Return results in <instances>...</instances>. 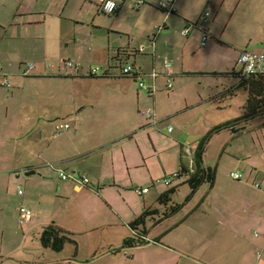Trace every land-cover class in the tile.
I'll return each mask as SVG.
<instances>
[{
    "label": "crops",
    "instance_id": "0c3cea01",
    "mask_svg": "<svg viewBox=\"0 0 264 264\" xmlns=\"http://www.w3.org/2000/svg\"><path fill=\"white\" fill-rule=\"evenodd\" d=\"M71 1L64 0L65 3L61 4L63 7L57 12L58 15H55L56 17L54 15L49 16L56 20L54 31L47 24L48 16L44 17V20H41L39 16L50 12L49 9L57 5V0H0V62L2 63V68L0 69V86H2L3 77H7L10 83H13L12 78L16 76L33 78H77V82L93 78H104L107 79L104 80L106 82H116L123 81L124 78H131L135 82L147 80L149 85L145 83L148 88H142L141 86L140 88L148 91L150 97L155 98L157 94L165 91L169 99H172L178 95V92H175V87L172 90L168 89L167 84L169 78L173 79L174 85L176 86L178 81H182L192 75H222L237 78L238 83L229 88L230 91L227 90V92L225 90L226 92L221 96L223 99L221 101L234 98L237 96V91L241 90L245 91V96L248 100V91L244 88H239L241 78L238 76L240 70L237 61L240 54L244 51L254 53L262 52L264 50V41L261 43V48L258 51L248 49L240 50L238 48L239 42L236 38H239L240 32H237L236 37L230 36L229 38L226 31L228 28H231L232 23H235L232 15L238 12L239 7H242L244 4L249 5L250 2H253L252 0H174L176 11L170 15L159 7V3L167 0H146V3L140 6L137 5L139 0H132L134 8L138 11V20L136 22L138 26L143 25L144 20L155 21L151 31L147 34V44L143 43L138 48H131L130 42H128L127 44L112 47L110 44V36L108 37L109 45H96L93 49L89 48L88 50L93 52L89 55V59L101 64L100 66H107L104 70L99 69L97 76H91L92 67L90 66L85 70L86 72L84 71V67L69 69L65 64L67 60L61 62L62 65H60L57 74H47V67L44 65L45 63L41 62L35 63L36 67L29 68L27 59L23 58L28 54H40L44 60H48L49 57L54 59L62 57L68 60H75L74 58L77 60L83 59V54H86L84 51L85 42L78 37L72 39L70 37L72 35L68 22L63 21L66 20L63 14L68 9ZM115 1L120 4V9L117 13L113 14L118 19L122 15L124 6L128 0ZM88 2L89 0H77V10L82 11L85 5H89ZM97 4L98 9L105 14L100 6L99 0H97ZM208 11L211 12V15L207 19L205 18V14ZM77 24H81L78 18ZM158 26H162L163 30L159 32L157 30ZM186 28H190V32L187 36H184L183 30ZM217 28L219 30L223 29L219 32ZM235 28L236 26L233 27V29ZM111 31L121 33V31H115L113 29H110ZM192 33L197 34L198 39L200 38L198 46L193 44L195 36L192 37ZM204 37H207L206 45L202 44ZM119 39L121 40V38ZM249 42L252 43V40ZM115 43L119 42L115 40L113 44ZM142 47H144V51H141ZM224 47H229L234 54L231 70L197 71L200 69H197L198 67L195 68L196 64H199L200 61L202 62L204 58V61H207L212 55L220 52L221 48ZM120 51L130 55V61L128 62L134 64L137 72L135 76L127 77L119 75L120 63L115 58L118 57ZM138 57H144V60L139 64L137 62ZM164 58L171 61V69L164 66ZM15 59H17L15 65L6 66L8 61L10 62ZM126 59L124 62H127ZM133 59L135 61L131 62ZM14 66L15 71L13 70ZM115 69L118 70V74L113 72ZM154 70L158 72V76L155 79L152 76ZM153 85L156 87V91L151 90ZM5 88L11 89L12 87ZM91 96L92 92H82L78 88L77 104H72L68 108H60L59 116H64L71 123V129H69L68 133L64 134L66 136L62 139L58 135L48 136V134L51 135V126L61 120V117L56 119V121L47 117L45 119L41 118L39 121H43V126L38 121L41 127L39 141L37 142V145L40 147L39 153L35 156L34 152L31 151V145H27L21 153L14 148L15 151L8 158L10 164L17 165L14 167L16 169L23 168L26 177L37 175L43 171V168L50 170L55 169L56 166L65 169L74 176L84 175L88 177L91 180V184L81 187L76 185L73 180L63 181L59 176L60 183H58V189L54 197L59 202L67 204L66 208L68 207V210H70L69 207H75L71 211L73 213H77V202L81 204L82 201H86L91 208H96L82 219L89 230L86 232L110 231L111 233H117L119 227H122L126 229L123 233L126 236L124 238L125 240L128 237H133L134 230L131 227V223L146 210H157L159 213H154L153 216L149 217L152 219L153 224L157 222L152 227H163L165 223L171 222L179 212L160 220L162 214L168 209L170 204L167 206L161 204L159 198L171 187L157 193L159 195L157 199L158 203H155V200L149 201L145 198L146 195L151 193V187L157 188L158 185H156L155 178L160 176L155 175L151 171L149 166L151 155L149 154L153 153L152 156L159 157L161 165H163L165 177L179 172L182 165H190L191 158L186 156L184 152L183 146L185 143L183 140L192 139V135L195 134L197 128L192 127L193 119L191 116H188V111L200 106L201 102L195 101L192 104L186 98L185 104L182 107H175L176 104L171 103L165 104L164 108H160V112L154 107L152 109L155 111L159 122L152 124L148 119L147 122H144L142 118L138 120L135 114L131 116V104H90ZM198 96L204 102L203 95L199 93ZM6 98L10 99L11 97L6 96ZM247 100L244 103V112ZM154 102L156 103V100ZM154 106L156 105L154 104ZM137 111L139 116L142 112L141 104H137ZM241 116L233 121L218 124L213 128L206 127L205 130L203 129V135H199L201 137H194L196 140L193 139L194 143L191 146L195 148V160L193 162V168L195 170L197 169L196 154L200 143L211 135L204 148L203 165L205 167H212L205 162L207 149L213 139L219 137L225 130L230 131L231 128H224L218 132L214 130L219 126L235 122ZM255 118L244 122V131L234 134L231 130L232 138H240L239 136H242L247 130L246 124ZM28 121L30 122V119H27L24 125H21V128L18 125L14 126L16 135L11 138L14 143H16L15 140H18L19 132L17 133V130L22 131L21 135L24 139L26 137V139L33 138L36 131L35 127L27 130L24 129ZM170 126L173 127L171 141L178 144V148L175 153L177 155V162L170 163L168 166L162 160L161 149L157 146V141L163 130L169 133L168 128ZM240 127L242 125L237 123L234 125L235 129H239ZM145 135L152 142L151 152L144 145ZM131 141L136 143L138 150L135 149ZM12 143H10V147H12ZM234 143L235 145L231 146L232 150H234L235 154L242 156L238 157L237 161H243L248 164L245 173L250 183L246 185L251 184L254 186L253 182L260 177L262 188L257 189L258 186H256L257 188L254 186L257 190H254L253 194H249L248 191L243 190L245 192L244 195L225 196L220 200V204H217L219 205L218 214L209 213V211H213L214 207L217 206L215 203L212 202L210 204L208 200H205V205L209 211L198 212L200 208L195 206L179 223L167 225L155 237H151L150 229L146 225V229L148 230L147 238L150 243L138 247H149L153 249L154 260L136 261L134 263L125 262L123 264H264V241L259 244L260 252L253 256V244H251L249 237V234L253 237L250 231L253 229H257L260 233L264 234L263 163H256L254 161L250 155L253 150L251 146H245L243 142L235 141ZM225 147L226 145L223 146L224 151L226 150ZM37 158L47 160L48 163L36 165ZM50 162L55 165V168L49 166ZM58 168L54 171H58ZM214 168L217 169V167ZM33 170L36 173L29 176L26 175L27 172ZM140 170L146 171L147 176H140ZM0 172H7V170ZM39 175L44 177L42 174ZM141 178L142 181L140 180ZM185 181L186 178H183L177 181L178 184L175 183L171 186H188L185 184ZM138 184L141 186L144 184L142 188H148L149 192L143 195L138 194L143 198V201L135 198L134 200L136 202L128 201L125 195L134 192V188H139L136 187ZM145 184H148V186ZM215 186L216 181L214 186H210V189H214ZM39 195L43 196V194ZM119 197H124L123 201L129 203V210L119 206ZM194 197L186 202L191 204ZM185 205L183 206L185 207ZM32 218L28 223L33 222ZM53 219H51V223H45L39 233L35 229L38 238H40L44 228L52 223L70 232L73 236V232L71 231L73 228L71 226L62 225L58 223V219ZM31 225L34 229L35 224L32 223ZM114 246L115 244L108 245L109 250ZM122 246L123 242L116 245L114 250ZM120 254V251L115 252L117 256ZM9 258L12 260L11 257ZM14 260L10 264L29 263V261L24 259ZM5 261H1V263L9 264ZM65 262L60 264H66ZM68 264H76V262L69 260Z\"/></svg>",
    "mask_w": 264,
    "mask_h": 264
},
{
    "label": "rangeland",
    "instance_id": "374dc122",
    "mask_svg": "<svg viewBox=\"0 0 264 264\" xmlns=\"http://www.w3.org/2000/svg\"><path fill=\"white\" fill-rule=\"evenodd\" d=\"M252 1L253 2H250L249 5L244 4L242 7L238 8V12L232 15V19L235 23H232L231 28H228L226 31L229 38L230 36L236 37L237 32H240L239 38L236 37L239 42L238 48L240 50L248 49L258 51L261 48V43L264 41V0ZM62 3H65L64 0H57V5L50 8V12L39 16L41 20H44V17L48 16L47 24L50 26L51 30L55 31L54 24L56 20L49 16L54 15V17H56L55 15H58L57 12L59 9L63 7L61 6ZM88 4L89 5H85V8L80 11L77 10V0H72L68 9H66L63 14L66 18V20L63 21L68 22L71 31L72 36L70 37L72 39L78 37L85 42L84 51L86 54H83V59L77 60L74 58L75 60H70L73 63H81L82 67H84V71L87 70L89 66L92 68L98 67L101 70H104L107 67L106 65L100 66L101 64L90 60L89 55L93 52L88 49H93L96 45H109L108 37L110 36V44L112 47L127 44L128 42H130L131 48H138L139 45L143 43L147 44V34L151 31L155 21L151 22L144 20V24L138 26L136 24L138 20V11L134 8L132 0L126 2L124 11L118 19L116 15L108 16L103 14L97 7V0H89ZM77 18L81 23L80 25L77 24ZM234 26H236L235 29H233ZM110 29L121 31V33L110 32ZM217 29L219 30V28ZM222 29H220L219 32H221ZM244 35L245 37H243ZM191 36H195L193 44L198 46L200 38L198 39V36L195 33H192ZM119 38H121V40ZM115 40L119 43L113 44ZM250 40H252V43L249 42ZM232 52L233 51L229 47L221 48L220 52L212 55L207 61H204V58L202 62L200 61L199 64L195 65V68L198 67L197 69H200L197 71L231 70L232 61L234 59V54ZM23 58L27 59L26 61L28 65L37 62L45 63L44 65L47 67L48 71L47 74L50 75L54 73L57 74L60 65H62L61 62L68 60L67 58L62 57L58 59L49 57L48 60H44L43 56L40 54H28ZM16 60L17 59L10 62L8 61L6 66L15 65V63H17ZM143 60L144 57H138V64ZM132 61L135 60L133 59L131 62ZM13 70L15 71V66L13 67ZM117 71L118 70L115 69L113 72L118 74L119 72ZM104 80L107 79L93 78L77 82V78H33L16 76L15 78H12L13 83H11V89L3 87L1 84L0 171L7 170V172H0V264L4 263H1V261H5L6 259L9 264L10 262L15 261L14 259H24L29 261L28 264H60L65 261V263L68 264L69 260L75 261L76 264H123L125 262L134 263L136 261L142 262L154 260L153 249L149 247L125 249L122 246L117 247L114 250L116 245L122 242L124 243L123 240L126 236L123 233L126 229H123L122 227H119L117 233H111L110 231L86 232L89 230L82 219L96 208H91L86 201H82L81 204H78L77 202V213H73L71 211L75 207H69L70 210H68V207L66 208L67 204L59 202L58 199L54 198L55 192L58 189V183H60L58 175L59 171H54L58 168L57 166L55 169L50 170L43 168V171L37 175L26 177L23 168L16 169L14 167L17 165L10 164L8 158L15 151L14 148L21 153L27 145H31V151L34 152V155L36 156L39 153L40 147L37 145V142L39 141V134L41 132L39 123H42L41 126H43V121H39L41 118L45 119L47 117L56 121V119L61 117V120L51 126V135L48 134V136L58 134L57 127L60 124L68 123L71 126V123L68 122L69 119L67 120L64 116H59V113L61 107L68 108L72 104H77L78 88L82 92H92L90 104H131V116H134L135 114L138 120L142 118L144 122H147V119L142 115V112L139 115L140 117L138 116L137 104H141L142 111L156 107L158 112H160V108H164L165 104L171 103L176 104L175 107H182L183 104H185L186 98L192 104H194L195 101L201 102L200 106L188 111V116H191L193 119L192 127L195 129L197 128L195 134L192 135V139L183 140L185 144L189 145L194 143V137H201L199 135H203L202 133L206 127L213 128L218 124L231 120L233 121L237 117L243 115L244 103L247 100L245 91L241 90L237 91V96L234 98L221 101L223 100L221 96L224 92L227 90L230 91L229 88L238 83L237 78H230L222 75H192L182 81H178L176 86L174 85V90L175 92H178V95L172 99H169V96L165 91L161 92V94H157L155 98L150 97L148 91L140 88V82H135L131 78H124L123 81L116 82H106ZM144 81L149 85L147 80ZM199 93L203 95L205 99L204 102L199 98ZM6 96H10L11 98L7 99ZM173 99L174 101L172 102ZM155 100L156 103L154 102ZM154 104L156 106H154ZM103 107L105 108V106ZM219 107H221V109H219ZM27 119H30V122H27V126L24 129L27 130L35 127L36 131L33 138L26 139V137L24 139L21 135L22 131L17 130V133L19 132L18 140H15L16 143H14L11 140V138L16 135L14 126L18 125V127L21 128V125H24ZM246 127L247 130L245 133L243 132L244 134L242 136H239L240 138H232L231 130H225L219 137L212 140V143L207 149L205 162L207 165L217 167L218 169L215 188L210 189L208 183L203 184L195 195L193 202L189 204L186 202V198L190 189L186 185H180L176 194L172 197L170 206L187 204L185 207L183 206V210H181L171 222L165 223L163 227H152V225H156L157 222H154L153 224L152 219L149 218L146 225L150 229L151 237H155L158 232L167 225L179 223L190 210L194 209L195 206L200 208L198 212L209 211L205 205V200H208L210 204L213 202L217 206L214 207L213 211H209V213L218 214L219 205L217 204H220V200L225 196L244 195L245 192L243 190L248 191L249 194H253L254 190L256 191L257 189L262 188L260 177L253 182L255 187L258 186V188L256 187L257 189L251 184L246 185L250 183L245 173L248 164L243 161H237L238 157L242 156L235 154L231 146L235 145V141L243 142L245 146H251L253 150L250 155L256 163H263V170L264 114L257 116L254 120L247 123ZM11 131L14 132L11 133ZM68 132L69 130L58 134V136H61L60 139H62L66 136H64V134ZM172 137L173 134H171V132L167 133L163 130L157 141V146L161 149L162 160L168 166L170 163L173 164L177 162V155L175 153L178 144L171 141ZM144 138V145L147 146L151 152L152 142L148 136L145 135ZM131 142L134 144L135 149L138 150L136 143L134 141ZM10 143H12V147H10ZM224 145H226L225 151L223 150ZM244 152L246 153V151ZM255 152L256 154H254ZM149 155H151V158L149 159L151 171L154 172L155 175L160 176L155 178L156 185H158L157 188L151 187V193L144 196L149 201L155 200V203H158L157 199L159 195H157V193L167 190L172 186H168L164 183L163 179L165 175L159 157L152 156L153 153H150ZM36 161V165L48 163L47 160L40 158H37ZM233 172L242 174L243 178L239 181L234 180L231 177V173ZM39 174H42L45 179ZM140 176H147L146 171L140 170ZM140 180L142 181V178ZM175 183H177L176 180L173 184ZM145 185L148 186V184ZM143 186L138 184L136 187L139 188L134 189L136 191ZM19 187H22L24 195L18 193ZM135 191L130 192L129 195H125L127 200L130 202H136V200H134L135 198L143 201V198ZM39 194H43V196H40ZM123 199L124 197H119V206L129 210V203L124 202ZM22 207L32 210V223L35 224L34 229L31 225L32 223H21L20 209ZM163 207L165 208V206ZM53 218L58 219V223L71 226L74 229L71 230L73 232L72 238L77 242V246L68 242L62 252H55L42 246L35 229H37L39 233L41 227L45 223H51V219ZM250 231L253 234V237L249 234L250 242L253 244L252 255L255 256L260 252L259 244L264 241V234L260 233L257 229ZM138 233L139 232L134 231L133 237L137 236ZM24 235L26 236L24 237ZM114 244L115 246L109 250L108 245ZM116 251H120L121 254L119 256L115 255ZM9 257H11L12 260H10Z\"/></svg>",
    "mask_w": 264,
    "mask_h": 264
},
{
    "label": "trees",
    "instance_id": "16d2710c",
    "mask_svg": "<svg viewBox=\"0 0 264 264\" xmlns=\"http://www.w3.org/2000/svg\"><path fill=\"white\" fill-rule=\"evenodd\" d=\"M129 56L130 55H128L127 53H122L120 51L118 57L115 58L120 63L119 75H121V71L125 64L127 65L130 63L128 62L130 61ZM125 59L127 60V62H124ZM135 75L136 74H134V76ZM238 76L241 78L239 88H244L248 91V100L244 108L245 112L235 122L219 126L214 131L218 132L224 128H231L234 134L242 132L244 131V122L264 113V78L261 76L245 78L241 75V73H239ZM236 123L242 125V127H240L239 129H235L234 125H236ZM210 137L211 135L206 137V139L198 146L196 154L197 169L191 170L186 165H182L181 170L176 173L177 175L175 176V180L179 181L183 178H186L185 184H187L190 188V194L187 196L186 201H190L203 184L208 183L211 187L215 184L217 169L214 167H205L203 165V154L205 150L204 148L208 143ZM174 175L175 174H173V176ZM177 189V186L171 187L168 191L163 193L159 198L161 204L166 206L171 204L172 196L177 192ZM182 208L183 205L180 204L169 206L168 209H166V211L163 213L160 220L177 214L182 210ZM154 213L157 214L159 212L157 210H146L141 216H139L135 221L131 223L132 229L139 233L137 234V236L126 238L123 243V248H134L150 243V241L146 239L148 234V230L146 229V221L150 216H153ZM40 242L44 248H49L55 252H62L68 242L73 243L75 244V246H77V242L72 238V234L63 228L56 226L54 223L44 228L40 235Z\"/></svg>",
    "mask_w": 264,
    "mask_h": 264
},
{
    "label": "built area",
    "instance_id": "2783aa9c",
    "mask_svg": "<svg viewBox=\"0 0 264 264\" xmlns=\"http://www.w3.org/2000/svg\"><path fill=\"white\" fill-rule=\"evenodd\" d=\"M99 2H100V6H101L103 12L107 15H113V14L117 13V11L120 9V4L115 0H99ZM145 3H146V0H139L137 2V5L140 6V5H143ZM159 7L161 9H163L164 11H166L167 14H169V15L173 14L176 11L174 0H167V1L161 2V3H159ZM210 15H211L210 11L206 12L205 18L208 19V17ZM157 30L160 32L163 30V27L158 26ZM189 32H190V28H186L183 30V35L187 36L189 34ZM202 44L203 45L207 44V37L203 38ZM141 51H144V47L141 48ZM163 63H164V66L166 68H168V69L172 68V63L169 59L164 58ZM65 64L69 69H73V68L78 69V68L82 67L81 63H73L70 60H67L65 62ZM237 65H238V68L240 70L241 75L245 78L260 77V76L264 78V50L260 53H254V52H250V51L242 52L238 58ZM28 67L29 68L36 67V64L31 63L28 65ZM1 68H2V63L0 62V69ZM98 71H99V68H92L91 75L97 76ZM136 73H137L136 68H135L134 64H131V63H129L127 65L125 64V66L123 67V69L121 71V75L127 76V77L134 76V74H136ZM152 76L155 79L158 76V72L156 70H154L152 72ZM139 84L142 88H148V86L144 80H141ZM2 85L5 87H12V84L10 83V81L7 77H3ZM167 87L169 90H172L174 88V81L172 78L168 79ZM151 90L156 91V87L153 85L151 87ZM142 114L152 124H157L159 122V120L156 116V113L152 108H149L145 111H142ZM70 128H71V126L68 123L60 124L57 127V133L61 134L65 131L69 130ZM172 131H173V127L170 126L168 128V132H172ZM58 134H56V135H58ZM183 148H184V152L186 153V156H189V158H191L190 165H186V166L189 169L194 170L193 162L195 160V148L189 144H185L183 146ZM49 166H51L52 168H55V165L52 163H50ZM58 171H59L60 179L63 181L73 180L76 183V185L81 186V187L88 186L91 184V180L84 175L74 176L61 167L58 168ZM176 175L177 174L175 173L174 176L171 175V176L165 177L163 179L164 183L168 186L172 185L174 180H175ZM231 177L235 180H241L243 178L242 174H240L238 172L231 173ZM136 192L139 195H143V194L148 193L149 189L148 188H140V189H137ZM18 193L20 195L24 194L22 187L18 188ZM20 213H21V223L22 224L28 223L31 220V218L33 217L32 210H30L29 208H26V207H22L20 209Z\"/></svg>",
    "mask_w": 264,
    "mask_h": 264
},
{
    "label": "water",
    "instance_id": "95a60500",
    "mask_svg": "<svg viewBox=\"0 0 264 264\" xmlns=\"http://www.w3.org/2000/svg\"><path fill=\"white\" fill-rule=\"evenodd\" d=\"M34 173H36L35 170H33V171H31V172H27L26 175L29 176V175H32V174H34Z\"/></svg>",
    "mask_w": 264,
    "mask_h": 264
}]
</instances>
